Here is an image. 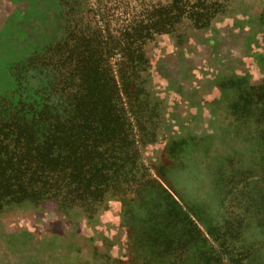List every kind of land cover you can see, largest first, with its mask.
<instances>
[{
    "label": "rangeland",
    "instance_id": "1",
    "mask_svg": "<svg viewBox=\"0 0 264 264\" xmlns=\"http://www.w3.org/2000/svg\"><path fill=\"white\" fill-rule=\"evenodd\" d=\"M91 6L0 0V97L20 82L25 100L61 111L42 63ZM231 6L187 40L148 46L136 79L158 103L153 123L138 124L148 179L100 202L70 205L62 189V205L0 214V264H264V3Z\"/></svg>",
    "mask_w": 264,
    "mask_h": 264
},
{
    "label": "trees",
    "instance_id": "2",
    "mask_svg": "<svg viewBox=\"0 0 264 264\" xmlns=\"http://www.w3.org/2000/svg\"><path fill=\"white\" fill-rule=\"evenodd\" d=\"M235 1L92 0L93 16L68 27L42 63L55 78L48 96L59 94L63 109L54 115V105L25 100L20 82L16 97H0V214L45 199L62 205V189L70 205L100 202L110 189L148 179L138 124L153 123L158 103L136 84L148 46L164 34L187 40ZM255 90L264 98V79Z\"/></svg>",
    "mask_w": 264,
    "mask_h": 264
}]
</instances>
